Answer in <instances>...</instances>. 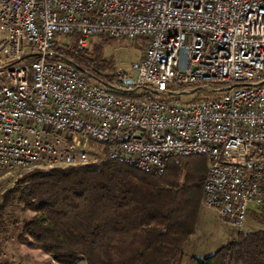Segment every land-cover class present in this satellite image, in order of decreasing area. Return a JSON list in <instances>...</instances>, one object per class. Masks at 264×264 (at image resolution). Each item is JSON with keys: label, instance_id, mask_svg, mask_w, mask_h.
<instances>
[{"label": "built area", "instance_id": "obj_1", "mask_svg": "<svg viewBox=\"0 0 264 264\" xmlns=\"http://www.w3.org/2000/svg\"><path fill=\"white\" fill-rule=\"evenodd\" d=\"M72 33L147 45L103 81L55 48ZM198 154L203 204L240 230L264 205V0H0V168L108 156L161 174Z\"/></svg>", "mask_w": 264, "mask_h": 264}, {"label": "trees", "instance_id": "obj_2", "mask_svg": "<svg viewBox=\"0 0 264 264\" xmlns=\"http://www.w3.org/2000/svg\"><path fill=\"white\" fill-rule=\"evenodd\" d=\"M96 37L101 41L93 37L80 47L72 33L55 48L89 76L108 81L117 67L105 44L115 38ZM208 163L206 155H177L155 174L103 156L21 171L0 193V238L19 205L32 215L23 217L18 239L64 264L82 258L86 264H264V205L249 211L254 226L238 230L213 253L186 251Z\"/></svg>", "mask_w": 264, "mask_h": 264}, {"label": "rangeland", "instance_id": "obj_3", "mask_svg": "<svg viewBox=\"0 0 264 264\" xmlns=\"http://www.w3.org/2000/svg\"><path fill=\"white\" fill-rule=\"evenodd\" d=\"M70 38L71 35L65 37V40H70ZM113 38L115 39L105 44L106 55L114 57L117 68L126 70L130 73H135L137 70V64L140 62L145 53L143 38ZM94 41H101V38L95 37ZM61 42H63V38L61 39ZM116 69H114V71ZM92 80L95 79L92 78ZM172 87L176 89L180 88V85L178 83H174ZM141 91L142 88H139L138 92ZM190 96L191 95L188 94L175 95L176 98L181 100H188L190 99ZM88 142L89 143L87 148L100 154L103 152L104 146L102 144L92 138H90ZM7 170L8 167H6V169L0 168V193L3 189H5V187L9 186L16 180V177L21 171L28 169L17 171L12 170L10 172H6ZM209 208L210 207L207 208V206L203 204V201L201 199L199 217L196 225L197 227L199 224H202V221H207L204 225L201 226V228H199V231H204L202 239L209 246V248L206 250L207 254L213 253L221 245L227 243L231 239L230 230H239L231 228L221 219L219 213L215 209ZM31 215V211H23L22 209H20L19 205L16 206L15 214L11 217V220L8 221L7 230L2 233V236L0 238V264H50L49 259L47 258H52L51 255L40 249L32 248L27 244L22 243L18 239L19 232L21 231L23 226V217H30ZM253 224H255V220L249 216L246 220L245 225L241 229H247L250 226H254ZM185 249L189 255L190 253L194 255H201V252L199 250L193 251V245L190 241L187 242ZM79 264H86V259L82 258ZM189 264L194 263L191 262Z\"/></svg>", "mask_w": 264, "mask_h": 264}, {"label": "crops", "instance_id": "obj_4", "mask_svg": "<svg viewBox=\"0 0 264 264\" xmlns=\"http://www.w3.org/2000/svg\"><path fill=\"white\" fill-rule=\"evenodd\" d=\"M209 209H211V208H209ZM206 222L207 221H202V224L201 225L199 224L196 227L195 231L193 232V234L191 235V237L189 239V241L193 245V251H198L199 250L201 252V255H199V256L207 255L206 250L209 248L208 244H206V242L202 239V235L204 234V231L203 230L199 231V228H201V226L204 225ZM236 232L237 231L230 230L231 239L235 236ZM190 254H192V253H190ZM47 259H49L50 264H53V263L54 264H64L62 262L57 261L53 257L52 258H47Z\"/></svg>", "mask_w": 264, "mask_h": 264}, {"label": "water", "instance_id": "obj_5", "mask_svg": "<svg viewBox=\"0 0 264 264\" xmlns=\"http://www.w3.org/2000/svg\"><path fill=\"white\" fill-rule=\"evenodd\" d=\"M125 81L132 83L134 80H133V78H127Z\"/></svg>", "mask_w": 264, "mask_h": 264}, {"label": "bare ground", "instance_id": "obj_6", "mask_svg": "<svg viewBox=\"0 0 264 264\" xmlns=\"http://www.w3.org/2000/svg\"><path fill=\"white\" fill-rule=\"evenodd\" d=\"M30 166H23V169H29Z\"/></svg>", "mask_w": 264, "mask_h": 264}]
</instances>
